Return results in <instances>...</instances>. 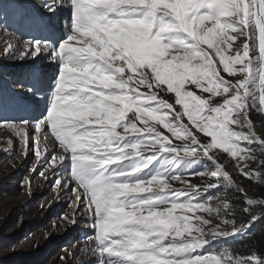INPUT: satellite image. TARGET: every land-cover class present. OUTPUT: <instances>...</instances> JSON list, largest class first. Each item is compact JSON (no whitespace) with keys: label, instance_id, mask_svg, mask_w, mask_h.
I'll use <instances>...</instances> for the list:
<instances>
[{"label":"snow or ice","instance_id":"1","mask_svg":"<svg viewBox=\"0 0 264 264\" xmlns=\"http://www.w3.org/2000/svg\"><path fill=\"white\" fill-rule=\"evenodd\" d=\"M8 16L51 29L19 58L47 56L56 71L0 90V127L25 156L31 140L44 171L58 165L54 186L68 189L73 208L63 219L75 226L82 213L92 230L85 255L95 264H264L228 246L261 217L239 227L229 219L230 192L244 190L219 159L222 150L264 183V139L250 119L264 113V0H42L39 17L23 0L0 2ZM25 93L36 113L7 116ZM49 132L62 150L51 159L41 147ZM245 198V213L264 204Z\"/></svg>","mask_w":264,"mask_h":264},{"label":"rangeland","instance_id":"2","mask_svg":"<svg viewBox=\"0 0 264 264\" xmlns=\"http://www.w3.org/2000/svg\"><path fill=\"white\" fill-rule=\"evenodd\" d=\"M28 1V4L24 0L23 3L36 17H39L32 5L36 0ZM37 1L42 4V0ZM0 2L7 5L9 0H0ZM66 15L63 13L61 19H65ZM45 34V30L24 21H14L11 16L0 18V69H4L0 72L4 74V77L0 75V90L8 94L20 91L15 86V82L29 78L28 73L33 66H29L28 63L36 59H44L39 57L33 60L20 59L19 52L25 47L21 42L33 38L40 39ZM18 38H21L20 41ZM9 44L12 45L8 50L11 55L5 52ZM3 64L5 66H1ZM47 66L56 70L52 62ZM222 75L231 79L224 73ZM25 94L28 96L27 93ZM165 98L169 99V97ZM35 99L38 100L39 96L37 95ZM29 109L27 104L20 100V106L9 109L6 115L15 119H30L31 116L27 111ZM250 119L257 134L264 139V113L253 109L250 112ZM164 131L167 134L166 130ZM48 134L52 136L50 132ZM8 139L13 141L11 148L7 146ZM50 145L52 146L49 144L47 147L50 148ZM29 148L32 151L26 156L23 155L19 139L11 131L0 127V237L7 243V248L4 251L0 250V259H13L23 255L34 256L37 264H95V259L82 251L87 236L92 235L90 227L86 228L87 226L83 225L87 218L81 213L78 217L79 223L75 226L63 219L65 215H71L73 212L70 206L71 198L64 197L63 188L58 189L54 186L57 179L56 172L53 167L44 171L47 166L41 163L40 158L35 157L31 140ZM48 158L51 159V155ZM219 159L229 171L233 181L244 190V194L238 191L231 193L264 201V194L252 193L249 190L248 185L243 181L244 176L237 170L231 157L221 150ZM42 171H44L43 175H41ZM25 180L29 183L22 184ZM190 180L193 184L204 183L200 177H191ZM253 207L256 209L255 215L263 218L264 204H256ZM206 218L212 221L213 226L221 223L215 216ZM221 227L230 228L223 224ZM37 254L39 255L36 256Z\"/></svg>","mask_w":264,"mask_h":264},{"label":"trees","instance_id":"3","mask_svg":"<svg viewBox=\"0 0 264 264\" xmlns=\"http://www.w3.org/2000/svg\"><path fill=\"white\" fill-rule=\"evenodd\" d=\"M252 167L255 168L256 165H252ZM244 178L245 179L243 181L248 185V188L252 193L264 194V183L249 180L246 177ZM229 203L235 208L234 214L229 216V219H235L237 227L247 224L251 220L252 215H255L256 213V209L253 206L249 208L248 213L243 211V209L248 207V205L246 204L245 197L241 194H234L230 192ZM228 246L241 255L246 256L251 254L253 251L264 255V217L255 221L243 235H240L236 239L232 240ZM5 248H7V243L0 237V250L4 251ZM38 255L39 254L36 256ZM0 264H37V261L34 256L21 255L16 256L13 259H0Z\"/></svg>","mask_w":264,"mask_h":264},{"label":"bare ground","instance_id":"4","mask_svg":"<svg viewBox=\"0 0 264 264\" xmlns=\"http://www.w3.org/2000/svg\"><path fill=\"white\" fill-rule=\"evenodd\" d=\"M65 8H67V7H65ZM60 16H61V14H60ZM57 17V22H59V21H62L63 20V18L61 19V17ZM39 58H44L45 59V62H44V64H43V66H47V64L48 63H51V61H49V59H48V57L47 56H39ZM48 147H49V145H48ZM50 148H53V145L51 146L50 145Z\"/></svg>","mask_w":264,"mask_h":264}]
</instances>
